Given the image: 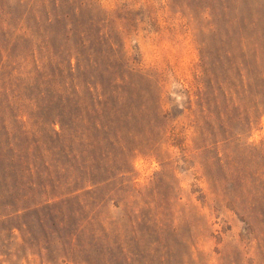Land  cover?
<instances>
[{
  "label": "rangeland",
  "instance_id": "obj_1",
  "mask_svg": "<svg viewBox=\"0 0 264 264\" xmlns=\"http://www.w3.org/2000/svg\"><path fill=\"white\" fill-rule=\"evenodd\" d=\"M71 198L90 264H264V0H0V264H86Z\"/></svg>",
  "mask_w": 264,
  "mask_h": 264
},
{
  "label": "trees",
  "instance_id": "obj_2",
  "mask_svg": "<svg viewBox=\"0 0 264 264\" xmlns=\"http://www.w3.org/2000/svg\"><path fill=\"white\" fill-rule=\"evenodd\" d=\"M80 196H77L78 198ZM72 199V198H71ZM68 199L67 201L59 202V203H53L47 206H44L43 208H37L34 210V213H41L42 210H48L51 213H57V214H63V218L59 220V218L55 217L54 221L52 220L53 226L55 228L52 229V231L57 232V234L66 232L65 236L59 235L58 243L62 242L61 244L65 248L66 258H69V260L73 262H81L90 264V258L93 251V244L95 241V238L91 236L92 231V224L91 221L88 219H81L77 221L78 223L74 224L72 215H66L63 213L64 209L72 202L76 201L75 198L72 200ZM77 204V202H76ZM89 205L83 206L82 209L87 208ZM79 207V206H78ZM28 215V213H25L23 216H17L18 219L24 218ZM58 221V222H57ZM92 221H94V218H92ZM39 225L41 227H47V221L46 218H39L38 221ZM95 237V236H94ZM100 241V240H99ZM97 245H101L100 242H96Z\"/></svg>",
  "mask_w": 264,
  "mask_h": 264
}]
</instances>
